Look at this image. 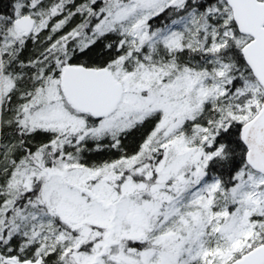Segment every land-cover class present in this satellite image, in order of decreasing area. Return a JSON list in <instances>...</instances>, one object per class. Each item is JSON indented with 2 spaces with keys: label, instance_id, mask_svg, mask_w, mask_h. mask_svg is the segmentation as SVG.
Here are the masks:
<instances>
[{
  "label": "rangeland",
  "instance_id": "1",
  "mask_svg": "<svg viewBox=\"0 0 264 264\" xmlns=\"http://www.w3.org/2000/svg\"><path fill=\"white\" fill-rule=\"evenodd\" d=\"M172 1H115L108 3L106 11L100 10L94 19L88 35L122 34L124 39L119 47L130 49L129 58L113 71L123 85L122 99L113 114L98 121V126L87 130L85 116L69 109L60 91L59 75L45 77L43 89L37 87L25 101L20 115V123L27 130H57L61 142L69 143L117 132L158 110L159 121L153 135L162 133L159 146L167 152L156 163L155 182L146 187L144 181H135L130 175L117 182L123 173L120 166L124 164L129 169L136 158L143 156L145 144L139 153L124 162L97 166L63 162L60 167L48 169V174L41 170L40 175H47L41 195L44 212H32L30 218L23 212L19 214L24 218L20 226H9L4 231L0 228V246H11V239L18 233L25 237L28 229L30 242L47 245L46 253L53 251L65 236L53 233L52 216L76 230L73 243L66 250L92 242L90 251L84 248L71 253L76 264H214L215 259L226 263L248 240H263L256 226L264 233V176L240 169L229 195L224 196L219 181L212 176L206 178L201 169L217 153L202 149L209 145V137L219 125L208 126L209 112L222 114L225 108L230 109L227 112L234 114L237 121H243L249 114L233 100L250 93L252 98L245 99L243 108L251 105L249 109H254L261 90L250 80L238 82L230 90L234 74L226 62L209 54L199 59L182 52L186 47L210 53L223 45L224 36L233 34L225 28L231 13L223 3L208 12L200 27L199 13L191 11L163 28L150 31L147 19ZM47 3L22 0L16 6L17 15L32 16L33 32H39L46 27L49 15L56 11L53 6L57 5L50 9ZM213 11H219L224 26L222 35L210 20ZM72 32L74 26L69 25L49 44ZM20 35L15 26L6 28V35L0 39L1 62ZM92 39L89 36L85 45ZM238 41L242 42L243 38ZM173 51L176 56L172 55ZM119 59L120 55L116 60ZM13 84L12 78L5 81L0 76L1 98L12 92ZM1 110L0 107V127L3 124L7 127L11 122ZM1 147L3 151L4 142L3 145L0 142ZM2 159L0 155V165ZM28 171L34 176L33 167ZM228 216L222 228V221ZM89 225L102 226L105 232L99 234ZM132 240H149L151 247L137 249ZM0 256L4 262L1 253Z\"/></svg>",
  "mask_w": 264,
  "mask_h": 264
},
{
  "label": "trees",
  "instance_id": "2",
  "mask_svg": "<svg viewBox=\"0 0 264 264\" xmlns=\"http://www.w3.org/2000/svg\"><path fill=\"white\" fill-rule=\"evenodd\" d=\"M20 1L22 0H0V39L6 35V28L12 25L13 20L17 17L16 6ZM46 1L48 2L46 5L50 9L54 4L57 5L53 6V8L56 7V11L49 15L46 27L42 28L39 32H32L27 37L23 35L17 36L12 44V51L9 54H4L2 77L5 81L11 78L14 81V89L9 93V99H7V96H4L2 101L1 111L4 117L7 113L10 116L15 113H19L20 115L23 112L22 108L25 101L33 96L35 88L41 87L43 89L45 77L50 75L57 77L60 69L66 64L105 67L113 72L118 65L125 62L130 56V49L128 47H119V43L123 41L124 35H98L97 33L88 35L99 11H106L107 6H109L108 3L113 4L115 1L121 0ZM123 1L129 2V0ZM221 3L224 4L225 10L230 13L228 6L223 0H173L156 15L148 18L146 23L150 31H155L187 15L191 11H195L199 13L198 25L200 27L206 20L208 12L213 10V7L216 5H221ZM218 12L213 11V17L210 20L218 29V33L222 35L224 26L221 25ZM52 24H55L54 28ZM69 25L74 26V32L55 40L50 45L49 43ZM225 28L231 29L233 34L228 37L224 36L225 41L217 50L203 54L201 50L192 51L183 47L182 52L188 57L196 58L209 54L226 62L228 68L234 74L230 83V90L243 80H250L258 85L241 53V47L248 39L246 36L239 34L231 16ZM89 36L94 41L85 45L86 39ZM240 38H243L242 42L238 41ZM119 55L120 59L116 60ZM172 55L176 56L177 53L173 51ZM173 66L178 65L173 64ZM18 74H21V76L18 77ZM16 86H18L17 89ZM260 90L259 98L261 100L263 91L261 88ZM246 98L251 99L252 95L250 93L241 95L235 98L233 103L241 106L242 111L244 109V112H248L249 117L247 119L237 121L234 114L227 112L230 109L225 108L222 114L209 112L212 123L211 121H206L209 127L217 123L219 125L215 127L216 131H213L214 135L209 137V145L204 146L202 149L204 152L217 151V153L205 161L201 169L206 178L212 176L218 179L225 196L229 195L230 188L235 184L236 174L240 169H246L253 173L244 161L245 148L239 137V128L256 113L259 103L255 105L254 109H249L251 105L243 108ZM66 105L69 107L67 103ZM69 109L75 112L70 107ZM83 116L87 120V130H92L98 126L100 119L92 118L88 115ZM14 118L16 119V116ZM158 121L159 111L156 110L117 132H106L100 136H87L79 142L72 140L69 143L66 141L61 142L62 136L57 130L41 128L38 133L41 141L40 169L48 174V169L60 167V164L63 162L86 166L103 165L118 160L124 162L139 153L145 144L146 149L143 152V156L136 158L129 169L124 164L120 166L123 173L117 179V182H120L124 176L130 175L135 181H144L145 186L149 187L157 178L156 163L160 160L163 153L167 152L165 147L159 146L162 133L159 132L153 135ZM1 128L5 132V124ZM0 176H2V172H0ZM46 180L47 175L42 174L26 190L23 210L24 213L26 212L25 217L30 218L32 212H44L45 204L41 195ZM2 196H4L3 183L0 178V200ZM2 202L3 199L1 200V204ZM18 210L17 206L14 209H10L8 213H0V228H4L3 231L9 226L21 225V221L24 218L19 215L22 211ZM229 217L223 219L222 228L225 226V220ZM52 220L53 233L55 235L62 233L65 236L63 241H59L56 244L53 251L46 253L47 245L41 246L30 242L29 236H27L29 230L26 229L25 237H22L21 233H18L11 239V246H0L1 255L7 257L15 256L20 261H36L40 257L42 264H76L71 253L84 248L90 251V244L92 242L82 243L76 248L73 246L70 250H66L65 248L68 244L73 243L76 230L63 224L57 216H52ZM26 226L28 227V224L24 225V228ZM89 226L99 234L105 232L102 226ZM256 230L258 235L263 236L261 242H257V238L248 240L241 248V251L233 253L229 261L222 263L215 259L214 264H230L256 245L264 243L263 231L259 230L258 226H256ZM2 241L4 242L5 238ZM131 244L136 246L137 249L151 247V241L149 240L144 242L132 240ZM0 263L5 264L2 262L1 256Z\"/></svg>",
  "mask_w": 264,
  "mask_h": 264
},
{
  "label": "water",
  "instance_id": "3",
  "mask_svg": "<svg viewBox=\"0 0 264 264\" xmlns=\"http://www.w3.org/2000/svg\"><path fill=\"white\" fill-rule=\"evenodd\" d=\"M229 6L239 33L251 40L242 47L246 65L264 90V1L224 0ZM34 19L22 15L13 25L28 36ZM59 83L72 108L100 119L114 112L122 96V84L104 68L67 65L62 68ZM245 147V162L255 172L264 175V97L258 112L239 130ZM231 264H264V244H260L235 259Z\"/></svg>",
  "mask_w": 264,
  "mask_h": 264
},
{
  "label": "flooded vegetation",
  "instance_id": "4",
  "mask_svg": "<svg viewBox=\"0 0 264 264\" xmlns=\"http://www.w3.org/2000/svg\"><path fill=\"white\" fill-rule=\"evenodd\" d=\"M246 38L251 39L249 36ZM4 95L9 99V92ZM12 115L16 116V119L8 113L5 116L11 122L7 127L5 125V132L1 130L2 128L0 129V142L2 145L4 142L3 151L2 147L0 148V153L3 154V156L0 154L3 158L0 165V172H2L0 178L4 193L1 197L2 204L0 200V213H8L10 209L17 206L23 212L26 190L40 177L41 172V141L38 135L40 128H34L33 131L27 130L20 123L22 115L20 116L19 113ZM31 167L34 169V176L29 175L28 168Z\"/></svg>",
  "mask_w": 264,
  "mask_h": 264
},
{
  "label": "bare ground",
  "instance_id": "5",
  "mask_svg": "<svg viewBox=\"0 0 264 264\" xmlns=\"http://www.w3.org/2000/svg\"><path fill=\"white\" fill-rule=\"evenodd\" d=\"M8 264H23L22 262L14 259L13 257H6Z\"/></svg>",
  "mask_w": 264,
  "mask_h": 264
}]
</instances>
